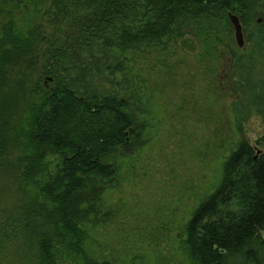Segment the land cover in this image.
<instances>
[{
  "label": "trees",
  "instance_id": "trees-1",
  "mask_svg": "<svg viewBox=\"0 0 264 264\" xmlns=\"http://www.w3.org/2000/svg\"><path fill=\"white\" fill-rule=\"evenodd\" d=\"M258 17L264 0H0V264H116L92 248L103 196L146 140L147 56L178 45L214 78L228 61L236 136L182 249L190 264H264V150L254 160L243 137L251 113L264 125Z\"/></svg>",
  "mask_w": 264,
  "mask_h": 264
},
{
  "label": "rangeland",
  "instance_id": "rangeland-1",
  "mask_svg": "<svg viewBox=\"0 0 264 264\" xmlns=\"http://www.w3.org/2000/svg\"><path fill=\"white\" fill-rule=\"evenodd\" d=\"M232 39L238 48L233 28ZM212 62L196 46L147 56L146 140L119 161L114 187L103 196L104 219L94 233L92 248L107 260L190 264L182 249L183 226L217 186L236 138L228 61L215 78ZM243 137L264 150V143L256 146L264 125L254 113ZM7 187L12 200L13 187Z\"/></svg>",
  "mask_w": 264,
  "mask_h": 264
},
{
  "label": "water",
  "instance_id": "water-1",
  "mask_svg": "<svg viewBox=\"0 0 264 264\" xmlns=\"http://www.w3.org/2000/svg\"><path fill=\"white\" fill-rule=\"evenodd\" d=\"M228 19L234 31L235 43L239 49H242L244 46V38H243L242 27H241L240 21L237 16L232 15V14L228 15ZM261 22H264V19L257 20V23H261ZM255 150H256V156L254 157V160L257 158L259 154L262 153V151L256 147H255Z\"/></svg>",
  "mask_w": 264,
  "mask_h": 264
},
{
  "label": "flooded vegetation",
  "instance_id": "flooded-vegetation-1",
  "mask_svg": "<svg viewBox=\"0 0 264 264\" xmlns=\"http://www.w3.org/2000/svg\"><path fill=\"white\" fill-rule=\"evenodd\" d=\"M260 145V144H259ZM258 148V147H257Z\"/></svg>",
  "mask_w": 264,
  "mask_h": 264
}]
</instances>
